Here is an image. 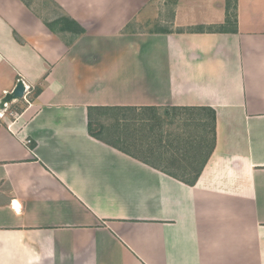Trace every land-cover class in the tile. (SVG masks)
<instances>
[{
    "label": "crops",
    "instance_id": "crops-1",
    "mask_svg": "<svg viewBox=\"0 0 264 264\" xmlns=\"http://www.w3.org/2000/svg\"><path fill=\"white\" fill-rule=\"evenodd\" d=\"M54 1L84 35L0 0V100L32 89L0 118V264H264V0L226 32L227 0H176L145 36L153 0Z\"/></svg>",
    "mask_w": 264,
    "mask_h": 264
},
{
    "label": "rangeland",
    "instance_id": "rangeland-1",
    "mask_svg": "<svg viewBox=\"0 0 264 264\" xmlns=\"http://www.w3.org/2000/svg\"><path fill=\"white\" fill-rule=\"evenodd\" d=\"M27 3L30 4L31 9L39 15L43 20H51L55 18L56 16L61 15V11L55 6H53L50 2L47 0H24ZM175 1L176 0H153L143 11L141 14H139L136 17H133L131 20V27H129L127 30L131 31V34H136L139 36H145L149 34H163L167 32L174 31V24L173 20L175 17ZM236 2V0H234ZM233 10L236 9V4H234ZM232 10V15L234 14V11ZM237 11V9H236ZM67 39H72V35L69 37H66ZM32 99V97H31ZM115 115H119L117 113H113ZM110 114L108 118H102L101 121H98L99 123L94 124V130L98 131L101 124L105 123L107 127H110L111 129L114 127V115ZM129 118L128 115L125 116V118ZM99 124V125H98ZM123 128L120 132L122 135H126L128 137V140L122 144L131 149V122L128 121L125 124H122ZM127 125V127H125ZM113 126V127H112ZM114 132L117 131L115 128H113ZM125 132H127L125 134Z\"/></svg>",
    "mask_w": 264,
    "mask_h": 264
},
{
    "label": "trees",
    "instance_id": "trees-1",
    "mask_svg": "<svg viewBox=\"0 0 264 264\" xmlns=\"http://www.w3.org/2000/svg\"><path fill=\"white\" fill-rule=\"evenodd\" d=\"M21 1L27 7L31 8L29 3H27L24 0ZM47 1L50 2L53 6H55V8L59 9L62 13L63 10L61 6H59L54 0H47ZM234 4H236V9H237V0L236 2H234V0H227L228 19L226 21V24L223 26L208 28L207 31L226 32L228 31V26L235 27V30L237 31V23H238L237 11L236 9L235 10L232 9ZM232 10L234 11L233 15H232ZM44 23L52 33L57 35L69 33L72 35L73 39L80 37L86 33L85 28L81 24H79L76 20L72 19L71 17L64 15L63 13L51 20H44ZM203 31H206L204 27H199L197 29L192 30V32H203ZM40 92H41V88H38L35 92V97H37ZM89 133L91 136H95V133L93 132L92 116L90 115V110H89ZM174 177H178V176H174ZM198 178H199V174L193 176V180L189 182L187 181L186 183H190V185H193L196 183Z\"/></svg>",
    "mask_w": 264,
    "mask_h": 264
},
{
    "label": "built area",
    "instance_id": "built-area-1",
    "mask_svg": "<svg viewBox=\"0 0 264 264\" xmlns=\"http://www.w3.org/2000/svg\"><path fill=\"white\" fill-rule=\"evenodd\" d=\"M31 92H32V89L29 86H26L25 94L22 99L8 100L7 102L3 103V100L6 98L7 94L12 93V92H8L7 94H5V96L0 100V118H4L9 113L11 116L14 115L13 114L14 112H12V108L15 106L14 103L18 104L17 102L24 101V103L26 102L27 104H30L31 98H29V95L31 94Z\"/></svg>",
    "mask_w": 264,
    "mask_h": 264
},
{
    "label": "water",
    "instance_id": "water-1",
    "mask_svg": "<svg viewBox=\"0 0 264 264\" xmlns=\"http://www.w3.org/2000/svg\"><path fill=\"white\" fill-rule=\"evenodd\" d=\"M26 86L23 81H20L15 89L12 91V93L7 94L6 98L3 100L4 102H7L8 100H18L22 99L25 94Z\"/></svg>",
    "mask_w": 264,
    "mask_h": 264
}]
</instances>
